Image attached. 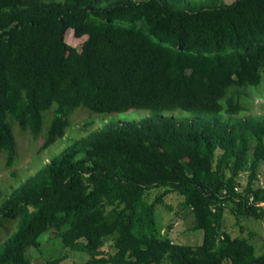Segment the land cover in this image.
<instances>
[{"label":"trees","instance_id":"trees-1","mask_svg":"<svg viewBox=\"0 0 264 264\" xmlns=\"http://www.w3.org/2000/svg\"><path fill=\"white\" fill-rule=\"evenodd\" d=\"M69 32L87 35L79 49L65 41ZM261 82L264 0H0L7 165L15 154L8 116L37 135L55 105L43 149L78 106L150 110L79 137L12 191L0 226L17 218V229L0 264H34L27 248L38 249L49 230L60 248L46 264L76 256L77 264H264L250 237L223 227L226 210L264 224V114L247 111L246 92ZM171 193L193 214L201 243L160 233L155 208L170 209Z\"/></svg>","mask_w":264,"mask_h":264},{"label":"rangeland","instance_id":"rangeland-1","mask_svg":"<svg viewBox=\"0 0 264 264\" xmlns=\"http://www.w3.org/2000/svg\"><path fill=\"white\" fill-rule=\"evenodd\" d=\"M196 1L200 2L201 0ZM225 1L229 3L233 0ZM86 37L85 35L76 37L72 32H69L65 35V41L79 49ZM246 92L248 93L247 111L254 114H264V83L261 82L258 86L247 88ZM54 107L55 105L43 113V126L37 135L32 134L29 130H23L16 120L8 116L7 120L11 125L15 139V154L14 160L10 165H7V151H2L0 154V208L14 189L21 186L24 181L49 163L55 156L59 155L74 140L84 136L93 129L103 127L109 123L139 121L150 114V110L146 109L97 113L86 107L78 106L67 117L68 125L65 127L64 135L61 138H57L46 148L41 149V145L48 135ZM172 113L187 117L195 114L193 111L179 108L173 110ZM240 179L244 182L246 173H240ZM257 183L264 187V161L258 166ZM165 201L172 206L170 209L161 204H158L155 208V219L160 233L168 235L179 243H201L203 231L193 229L194 218L189 208L183 207L180 198L174 193L169 194ZM16 224L17 218H5L3 220L0 226V249L4 241L17 229ZM223 227L233 236L245 235L250 237V241L255 244L257 254L264 251L263 222L251 217L238 219L235 214L226 210L223 218ZM58 248H60V240L56 237L53 230H49L43 236L42 245L38 249L28 247L27 253L34 264H46V260L50 258L51 254L56 255L59 252ZM78 258L76 256V260ZM76 260L73 261L74 263L68 261L64 264H77Z\"/></svg>","mask_w":264,"mask_h":264},{"label":"built area","instance_id":"built-area-1","mask_svg":"<svg viewBox=\"0 0 264 264\" xmlns=\"http://www.w3.org/2000/svg\"><path fill=\"white\" fill-rule=\"evenodd\" d=\"M236 190H238V187H235ZM223 193H225V190L223 191ZM252 200V198H250V201ZM223 204V203H222ZM262 204V203H259ZM213 210H215V207H213Z\"/></svg>","mask_w":264,"mask_h":264},{"label":"clouds","instance_id":"clouds-1","mask_svg":"<svg viewBox=\"0 0 264 264\" xmlns=\"http://www.w3.org/2000/svg\"><path fill=\"white\" fill-rule=\"evenodd\" d=\"M69 29H71V28H69ZM85 36H87V35H85Z\"/></svg>","mask_w":264,"mask_h":264}]
</instances>
